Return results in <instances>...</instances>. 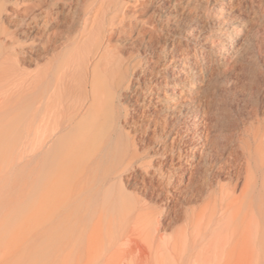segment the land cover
Segmentation results:
<instances>
[{"label":"rangeland","instance_id":"1","mask_svg":"<svg viewBox=\"0 0 264 264\" xmlns=\"http://www.w3.org/2000/svg\"><path fill=\"white\" fill-rule=\"evenodd\" d=\"M94 2L100 5L0 0V62L12 53L11 41L23 57L6 64L16 77L0 80V264H84L92 233L106 242L141 217L153 237L137 233L127 247H113L112 264H192L193 256L195 264H255L256 246H235L238 236L253 234L245 203L231 218L204 209L202 198L169 208L144 187L173 176L161 154L170 145L165 134L183 139L176 111L186 106L200 113L198 128L209 122L224 155L247 139L255 147L252 134H264V0H107L85 33L84 19L99 8ZM38 94L54 105L50 131L68 122L35 159L28 122ZM121 197L128 200L123 211L115 209ZM192 209L224 224L221 236L205 240L215 248L225 239L224 259L173 253L174 236L191 229Z\"/></svg>","mask_w":264,"mask_h":264},{"label":"bare ground","instance_id":"2","mask_svg":"<svg viewBox=\"0 0 264 264\" xmlns=\"http://www.w3.org/2000/svg\"><path fill=\"white\" fill-rule=\"evenodd\" d=\"M95 2L94 4H97L98 6V2ZM99 3V8L94 5L93 7H96L97 9L95 8L96 10L94 9L95 11H91V13L88 12L89 14H87V18L84 19L85 33L90 32L89 29L91 26V21L95 19L93 17H98L102 6H105V8L107 6L109 7V2H107V0H100ZM100 15L101 14H99V16ZM16 45L17 44L15 41H11V46L13 47L12 53L9 54L7 52L0 62V80H7L18 75L17 69H15L13 66L9 67L8 65H6L7 63H10L11 65H19L18 62H20V60L23 58H20V46H18L20 50L17 47L14 48V46ZM11 46L10 48H12ZM16 48L20 51V53L19 51L17 52ZM19 77L21 78V76ZM22 82L24 84V81ZM19 83H21V81ZM48 100L49 101H47V99L43 96H39V94L36 96L35 104L37 105V108L32 118L28 122L30 134L32 136L31 140L33 145V152H35V159L39 158L41 147L45 146L50 138L54 136V131H59L61 129L65 130L67 128L68 120L62 118V122L57 121L55 128L52 127L51 131L49 130L51 127V114L53 112L52 106L54 105L51 104L50 98H48ZM57 108L58 113L63 112L62 107ZM176 112L178 116L181 117L180 121L183 122L182 127H184V130L180 132L183 134V139L181 136L179 138V135H177L176 137L173 135L169 136L168 134H165L170 142V145L168 146V152L164 150V153L161 154L163 155L165 163L167 162V165L169 164L168 168L170 166V170L172 171L173 176H168V174L166 173L165 175H162L161 178L158 177L160 178L159 180H157L156 178L157 183H154V180L150 181V183L148 182L150 188L146 189V187H144V191H148V193L150 192L153 195L155 194L158 200H160L161 204L164 206H169V208L171 204L179 203V201H183L186 203L188 201L198 200L202 198L204 199V209H206L209 205H212L213 209L215 210V215L217 212H219L220 214L218 215L224 216L228 214L231 218H233V213H238L242 210L245 203L246 209L244 210L245 212L242 214V216L244 218H248L251 222H253V225L251 226V228L253 229V234L251 236H238L235 241V246L237 250H239L243 245L249 246V244H251L252 246H256L257 257L255 258V264H264V134H260L259 132L252 134V140L256 145L255 147L251 145L250 139H247L244 145L242 147L240 146V151H237V149L236 151H229V153L227 152V155H224V145H220L218 142L219 139L217 140L215 136H213L209 122H207V120L206 122L204 121L201 128H198L195 125L197 119L196 117H198L200 113L193 107V105L183 108V113L181 111ZM53 121L56 122L55 120ZM201 124L202 123H199V125ZM49 131L50 133L48 134ZM80 134V139H82L83 137L85 138L88 133L85 131V129H83ZM183 151L190 153L192 155V158L190 159V157L188 156H183ZM193 151H198L197 160H194L193 158V156L195 155ZM172 154H176L178 158H176V156L174 157V155ZM200 159L208 161V164L201 163ZM160 170L158 171L160 172ZM170 170H168L169 173ZM159 172L158 174L160 175ZM150 179H153V177ZM222 179L228 180V183L221 184ZM143 181H145V179H143ZM170 190L176 192L177 198L175 197L173 198V200H170V198H168V193ZM205 192H208L209 194L207 198H203L205 197ZM211 197L213 198V201L211 200ZM127 201V199H123L122 197L116 200V202L118 203V208L115 209H118L120 211L126 210L127 205L124 204L128 203ZM212 202L213 204H211ZM205 215L206 214L204 210L192 209L191 211L186 212V217L189 225L191 226V229L185 232L183 236H174V245L172 249L173 253L178 255L177 253L180 250H185V252L189 251L194 255L199 250L201 252L202 257L200 258L202 261L203 257L213 252H215V256L219 255L224 259V256L227 255L225 251L227 245L225 239H222L220 241L218 238L216 240L215 248L213 247L214 244L212 245L210 241L205 242L206 236L210 233H217L218 236H221L223 230L225 229L224 224H216V222L211 223L210 219L205 220V218L207 217ZM214 216L212 222L214 221ZM151 218H154L153 214H151ZM137 233L141 235L152 236V233L150 231H147V222L144 217H141V219L134 221V224L130 229L124 230L120 234L110 233V236L108 237L106 242L103 241L101 235H98L97 237L92 233V236L87 240V251L85 253L84 264H92L93 259L97 262L96 264H98L100 262V258L103 255L104 264H112L115 255L111 253L110 250L115 246H118L120 248L127 247L129 239L131 240V237ZM132 242L134 241L132 240ZM99 245L100 248L105 245V247L109 248V251H107L106 253L102 252V250H99ZM135 249L137 250L138 248ZM226 258L227 257H225V259ZM180 260H184V257H181ZM192 260V264H195L197 259L195 256H193ZM226 260H228V258ZM181 263L184 264L183 262ZM207 264L213 263L208 262Z\"/></svg>","mask_w":264,"mask_h":264}]
</instances>
